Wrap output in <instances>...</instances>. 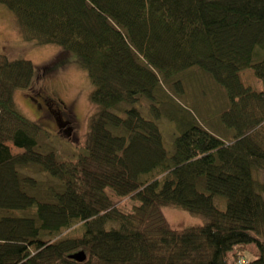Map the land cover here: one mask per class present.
Here are the masks:
<instances>
[{"label":"trees","instance_id":"obj_1","mask_svg":"<svg viewBox=\"0 0 264 264\" xmlns=\"http://www.w3.org/2000/svg\"><path fill=\"white\" fill-rule=\"evenodd\" d=\"M0 4L25 39L74 55L95 107L82 149L58 159L11 99L34 65L0 56V264H264V0ZM195 71L217 107L173 99ZM164 118L178 132L170 150ZM165 206L206 222L172 229ZM78 251L84 261L68 258Z\"/></svg>","mask_w":264,"mask_h":264},{"label":"rangeland","instance_id":"obj_2","mask_svg":"<svg viewBox=\"0 0 264 264\" xmlns=\"http://www.w3.org/2000/svg\"><path fill=\"white\" fill-rule=\"evenodd\" d=\"M64 51L56 45H39L25 39L13 14L0 4V56L7 60H28L37 71L28 90H15L11 94L13 105L28 120L46 131V137H42L39 142L53 148L60 160L74 158L82 149L89 131V118L95 110L89 102L93 86L86 72L77 64L73 54ZM46 66H50V70L44 72L43 68H47ZM198 72L195 71L196 74L190 79L183 81L179 87L173 86V91L171 90L173 99L192 112H196L197 106L202 107L205 102L209 108L211 104L217 107L220 103L218 96L211 91L215 87L212 85L214 81L211 79V83L203 79ZM242 80L254 87L261 86L250 70L244 73ZM188 95L193 98H188ZM34 102L39 106H34ZM144 109L145 106L140 107L144 117L155 119L152 112ZM67 121L69 124H65ZM160 125L164 146L170 150L172 135L178 133L176 125L174 122L168 123L165 118ZM24 173L39 181L45 177L43 173L38 174L36 168L25 170ZM257 176L264 182V170H258ZM118 208L127 212L129 202L120 200ZM161 213L167 224L176 230L200 226L206 222L200 216L172 206L162 207ZM77 230L75 228L65 234L75 235Z\"/></svg>","mask_w":264,"mask_h":264},{"label":"water","instance_id":"obj_3","mask_svg":"<svg viewBox=\"0 0 264 264\" xmlns=\"http://www.w3.org/2000/svg\"><path fill=\"white\" fill-rule=\"evenodd\" d=\"M68 258L72 259V260H75L77 262H82L85 260V254L83 251H78V252H75L73 254H70L68 256Z\"/></svg>","mask_w":264,"mask_h":264},{"label":"flooded vegetation","instance_id":"obj_4","mask_svg":"<svg viewBox=\"0 0 264 264\" xmlns=\"http://www.w3.org/2000/svg\"><path fill=\"white\" fill-rule=\"evenodd\" d=\"M71 117H72V116H71ZM62 124H64V123H62ZM65 124H69V121L65 122ZM67 132H69V129L67 130Z\"/></svg>","mask_w":264,"mask_h":264},{"label":"bare ground","instance_id":"obj_5","mask_svg":"<svg viewBox=\"0 0 264 264\" xmlns=\"http://www.w3.org/2000/svg\"><path fill=\"white\" fill-rule=\"evenodd\" d=\"M35 104H36V106H39L37 103L34 102V106H35ZM36 109H37V108H36ZM37 110H38V109H37Z\"/></svg>","mask_w":264,"mask_h":264}]
</instances>
